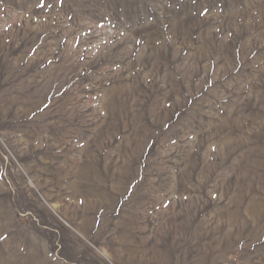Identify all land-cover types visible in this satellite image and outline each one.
Returning a JSON list of instances; mask_svg holds the SVG:
<instances>
[{"label": "rangeland", "instance_id": "374dc122", "mask_svg": "<svg viewBox=\"0 0 264 264\" xmlns=\"http://www.w3.org/2000/svg\"><path fill=\"white\" fill-rule=\"evenodd\" d=\"M0 264H264V0H0Z\"/></svg>", "mask_w": 264, "mask_h": 264}]
</instances>
